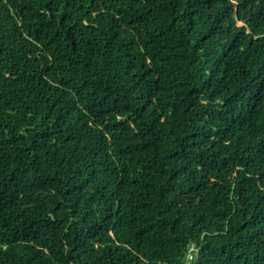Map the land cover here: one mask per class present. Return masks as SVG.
I'll use <instances>...</instances> for the list:
<instances>
[{
    "label": "trees",
    "instance_id": "obj_1",
    "mask_svg": "<svg viewBox=\"0 0 264 264\" xmlns=\"http://www.w3.org/2000/svg\"><path fill=\"white\" fill-rule=\"evenodd\" d=\"M0 264H264V0H0Z\"/></svg>",
    "mask_w": 264,
    "mask_h": 264
},
{
    "label": "built area",
    "instance_id": "obj_2",
    "mask_svg": "<svg viewBox=\"0 0 264 264\" xmlns=\"http://www.w3.org/2000/svg\"><path fill=\"white\" fill-rule=\"evenodd\" d=\"M194 249L193 248H191L190 250H189V253H188V260H192V258H193V254H192V251H193Z\"/></svg>",
    "mask_w": 264,
    "mask_h": 264
}]
</instances>
